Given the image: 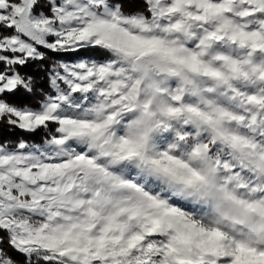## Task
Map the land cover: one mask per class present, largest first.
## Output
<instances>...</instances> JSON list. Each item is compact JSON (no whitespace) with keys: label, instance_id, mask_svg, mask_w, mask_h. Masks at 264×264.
<instances>
[{"label":"snow or ice","instance_id":"1","mask_svg":"<svg viewBox=\"0 0 264 264\" xmlns=\"http://www.w3.org/2000/svg\"><path fill=\"white\" fill-rule=\"evenodd\" d=\"M0 264H264V0H0Z\"/></svg>","mask_w":264,"mask_h":264},{"label":"trees","instance_id":"2","mask_svg":"<svg viewBox=\"0 0 264 264\" xmlns=\"http://www.w3.org/2000/svg\"><path fill=\"white\" fill-rule=\"evenodd\" d=\"M5 138H7V134L5 135Z\"/></svg>","mask_w":264,"mask_h":264}]
</instances>
